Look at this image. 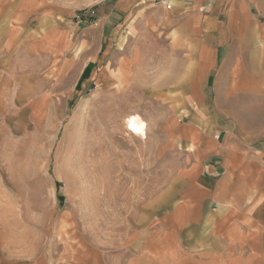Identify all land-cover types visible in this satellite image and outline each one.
<instances>
[{
  "label": "rangeland",
  "instance_id": "obj_1",
  "mask_svg": "<svg viewBox=\"0 0 264 264\" xmlns=\"http://www.w3.org/2000/svg\"><path fill=\"white\" fill-rule=\"evenodd\" d=\"M105 1L0 0L1 256L162 264L156 230L182 194L187 147L225 141L227 115L264 102L261 55L234 52L227 75L194 89L189 27L157 3L104 38ZM258 118L245 132L260 140Z\"/></svg>",
  "mask_w": 264,
  "mask_h": 264
},
{
  "label": "crops",
  "instance_id": "obj_2",
  "mask_svg": "<svg viewBox=\"0 0 264 264\" xmlns=\"http://www.w3.org/2000/svg\"><path fill=\"white\" fill-rule=\"evenodd\" d=\"M157 3L166 20L178 17L191 30L195 61L185 69H192L194 89L227 75L234 52L251 57V63L264 57V0H106L100 8L102 36L114 33L138 7L149 10ZM59 31L55 38L63 39ZM18 32L10 29V42ZM105 47L104 40L100 50ZM259 116L264 117V102L253 114L227 115L237 131L225 141L199 134L192 140L194 161L182 194L156 230L165 248L162 264H264V138L245 132ZM0 264L32 263L5 254Z\"/></svg>",
  "mask_w": 264,
  "mask_h": 264
},
{
  "label": "bare ground",
  "instance_id": "obj_3",
  "mask_svg": "<svg viewBox=\"0 0 264 264\" xmlns=\"http://www.w3.org/2000/svg\"><path fill=\"white\" fill-rule=\"evenodd\" d=\"M135 126H137L138 128H142V126L139 122H136ZM192 149H193V147H190L189 151H191Z\"/></svg>",
  "mask_w": 264,
  "mask_h": 264
},
{
  "label": "trees",
  "instance_id": "obj_4",
  "mask_svg": "<svg viewBox=\"0 0 264 264\" xmlns=\"http://www.w3.org/2000/svg\"><path fill=\"white\" fill-rule=\"evenodd\" d=\"M89 66H90V64H89ZM79 87V86H78Z\"/></svg>",
  "mask_w": 264,
  "mask_h": 264
}]
</instances>
